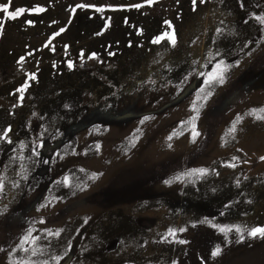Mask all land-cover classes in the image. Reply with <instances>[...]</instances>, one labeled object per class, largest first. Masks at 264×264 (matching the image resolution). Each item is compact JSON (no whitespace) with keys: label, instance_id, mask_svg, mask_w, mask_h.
Wrapping results in <instances>:
<instances>
[{"label":"rangeland","instance_id":"374dc122","mask_svg":"<svg viewBox=\"0 0 264 264\" xmlns=\"http://www.w3.org/2000/svg\"><path fill=\"white\" fill-rule=\"evenodd\" d=\"M0 4V264H264V0Z\"/></svg>","mask_w":264,"mask_h":264},{"label":"snow or ice","instance_id":"6c2138e0","mask_svg":"<svg viewBox=\"0 0 264 264\" xmlns=\"http://www.w3.org/2000/svg\"><path fill=\"white\" fill-rule=\"evenodd\" d=\"M153 2H154V0H146V3L149 4V5H151ZM192 3L195 6L196 3H197V0H192ZM200 3H204V0H200ZM141 6L142 5H140V4L131 5V7H134V8H137V9L140 8ZM76 7H91V6L90 5H77ZM9 8H10V4H0V11H2L9 19H16L20 14H22L25 11L24 8H17L15 11H9ZM33 11L41 12V11H43V9L37 7V8H34ZM73 11H75V9H73ZM97 11H102V9H97ZM256 19L259 21V23L261 25H264V17H257ZM27 23L28 24H32V21L29 20V21H27ZM164 23L166 25H168L169 28L172 27V25H171V23L169 21L166 20V21H164ZM2 27H3V25L0 24V28H2ZM63 31H64V29L61 28L60 29V32H63ZM217 31L219 32L220 30L217 29ZM58 34L59 33H56V35H58ZM165 36L168 38V40L170 41V43L173 46H175V44H176V36H175V33L174 32L164 33L161 36H157L154 39L153 42L154 43H159L162 39L165 38ZM94 55L95 54L93 53V56ZM23 59H24V57H21L20 58L21 61H23ZM68 67L69 68L72 67V64L70 62L68 64ZM226 70H227V66H224L223 61H221L219 64L216 65L215 71L212 74L209 75L208 79L205 81V84L207 86H210L213 82H215V83H218V84H221L222 85L225 82V75H224V73H225ZM31 78L32 79H35V75L33 74ZM26 86L27 85L23 86L21 89H18V91H20L21 93H23V91H24V89H25ZM203 93H205V89H201V93H198V97L197 98L198 99H201L202 98L204 100H207L208 97L211 96V94H212L210 90L207 91L206 94L201 95ZM192 111L195 112V113H197V114L199 112V109L196 107V102L195 101L193 102ZM256 113H264V108L252 109L251 110V114H256ZM256 118L257 119L264 120V116L257 115ZM147 119H148V117H145V120H147ZM195 119H197V116L191 117V121L190 122H194ZM143 122L144 121H141V123H143ZM237 122H239V121H237ZM10 130H11L10 128L4 129L2 131V133H0V140H6L7 139V136H8V132ZM235 131H236V127H235V124H234L233 127L231 129H229V132L230 133H235ZM192 135H193V137L199 135V133L195 129L194 123H193V127H192ZM171 138L172 137L170 136L169 139H171ZM169 147H171V145H169ZM21 148H23V144L21 145ZM260 159L261 160H264V156H261ZM232 166L234 167V165H232ZM204 174H206V169L200 168V169H192V170H190V171L182 174V176L183 175H188V176L198 175V176H202ZM182 176H177V177H175V179L179 180V179L182 178ZM64 183H65V185H67V183H68V178L67 177L64 178ZM164 183L165 184H170L171 181L170 180H165ZM2 190H3V181H2V179H0V191H2ZM41 207H44V205H41ZM41 223H43V221H41ZM216 227L218 228V230L221 233H225V234L227 232L233 230V229H229V228L220 227L218 225ZM176 231H177L176 229L170 228V229H168V235L174 236ZM179 231L180 232H183L184 229L183 228H180ZM234 231H235V233L237 234V237H238L237 242H242L243 241V239H244V233L245 232L247 233V235L249 237H252V238L259 237L261 239H264V226H254V227H251V228H247V227H243L242 228L240 226H234ZM56 234L59 235V232H57ZM29 237H31V232L27 233L21 239L20 244L18 245V247L23 248V245L28 242ZM225 239H227V235H225ZM32 243H35V239L32 240ZM179 243L183 244V243H186V241L180 240ZM33 254H35V251L33 252ZM220 254H221V248L219 246H216L212 250V252H211V255H212L213 258L219 256ZM52 259L54 261H57V264H58V261H59L60 258L59 257H56V256H53ZM21 264H24V262H21ZM44 264H48V262L47 261H44ZM173 264H175V262H173Z\"/></svg>","mask_w":264,"mask_h":264}]
</instances>
